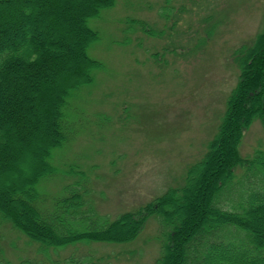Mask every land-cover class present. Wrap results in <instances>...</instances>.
<instances>
[{
  "label": "trees",
  "instance_id": "16d2710c",
  "mask_svg": "<svg viewBox=\"0 0 264 264\" xmlns=\"http://www.w3.org/2000/svg\"><path fill=\"white\" fill-rule=\"evenodd\" d=\"M34 1L35 17L33 5L25 8L33 0H0V264H12L2 248L5 233L21 235L37 246V254L49 256L76 242L130 243L152 217L162 229L161 255L148 264H264V150L250 158L239 150L254 120L264 127V25L237 50L236 85L205 154L189 167L184 183L143 206L139 218L125 212L99 228L79 230L72 225L75 215L83 217L82 208L96 210L90 195H83L88 172L70 163L54 175L50 158L74 133L78 92L94 84L103 67L88 50L100 39L94 26L115 0ZM127 19L125 28L138 24ZM138 30L149 36L165 32L144 25ZM238 169L243 170L239 181ZM52 176L62 177L69 193L46 210L37 185ZM38 261L26 256L15 264Z\"/></svg>",
  "mask_w": 264,
  "mask_h": 264
},
{
  "label": "rangeland",
  "instance_id": "374dc122",
  "mask_svg": "<svg viewBox=\"0 0 264 264\" xmlns=\"http://www.w3.org/2000/svg\"><path fill=\"white\" fill-rule=\"evenodd\" d=\"M30 5L31 14L39 16L37 2L25 8ZM127 16L138 26L125 28ZM103 17L94 26L100 39L88 50L103 67L94 84L78 92L74 133L50 158L54 175L70 163L88 172L83 195H90L96 212H77L84 215H75L72 225L79 230L99 228L125 212L139 218L143 206L184 183L189 167L205 154L236 85L237 50L261 34L264 0H115ZM143 25L165 32L149 36L138 30ZM243 135L242 157L264 150L260 120ZM242 174L238 169V181ZM46 178L37 186L50 210L69 191L62 177ZM155 219L147 218L127 244L76 242L44 256L21 235L5 233L2 248L12 264L26 256L41 264H148L161 255L162 229Z\"/></svg>",
  "mask_w": 264,
  "mask_h": 264
}]
</instances>
